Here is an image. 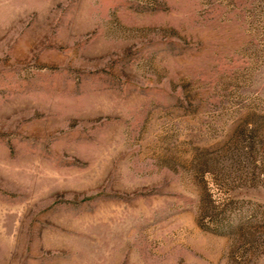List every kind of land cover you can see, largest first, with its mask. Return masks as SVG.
<instances>
[{"label": "rangeland", "instance_id": "1", "mask_svg": "<svg viewBox=\"0 0 264 264\" xmlns=\"http://www.w3.org/2000/svg\"><path fill=\"white\" fill-rule=\"evenodd\" d=\"M0 264H264V0H0Z\"/></svg>", "mask_w": 264, "mask_h": 264}]
</instances>
